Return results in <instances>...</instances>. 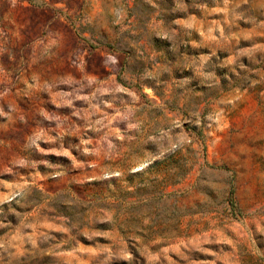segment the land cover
<instances>
[{"label":"rangeland","instance_id":"374dc122","mask_svg":"<svg viewBox=\"0 0 264 264\" xmlns=\"http://www.w3.org/2000/svg\"><path fill=\"white\" fill-rule=\"evenodd\" d=\"M0 264H264V0H0Z\"/></svg>","mask_w":264,"mask_h":264}]
</instances>
